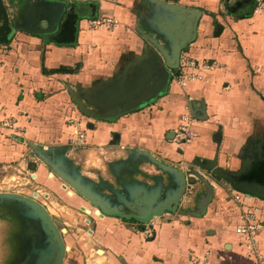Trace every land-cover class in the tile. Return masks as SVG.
I'll return each mask as SVG.
<instances>
[{
    "label": "crops",
    "instance_id": "1",
    "mask_svg": "<svg viewBox=\"0 0 264 264\" xmlns=\"http://www.w3.org/2000/svg\"><path fill=\"white\" fill-rule=\"evenodd\" d=\"M159 1L201 12L197 38L182 51L180 63L193 60L207 68L192 70L199 77L185 86L174 81L178 70L172 71L168 92L156 102L104 122L85 116L78 104L104 113L97 104L108 93H131L151 68L156 79L163 78L166 63L159 62L160 48L171 55L174 44L167 23L175 22L178 12L157 0H0L2 22L14 30L7 44L0 43L3 183L9 179L14 187L25 182L33 188L42 173L49 174L40 151L52 159L70 148L77 131L85 130V149L111 143L148 152L189 178H196L191 172L210 176L204 165L214 162L236 179L264 183V11L255 13L257 0L230 2V9L223 7V0ZM62 2L67 11L51 34L23 30H47ZM98 18H113L118 25L92 28L91 21ZM217 26H222L220 35ZM188 104L202 118L192 128L195 139L179 148L175 132ZM253 164L260 172L250 170ZM205 174L187 184L177 212L152 217L147 224L98 217L81 207H63L59 218L49 211L62 230L63 264L70 259L73 264H194L193 255L205 264H264V199L244 193L236 199L231 184L220 185ZM211 191L213 198L202 213ZM32 193L40 197L39 191ZM44 198L54 208L49 195ZM107 198L116 202L115 196ZM17 205L13 207L19 210ZM246 215L261 226L252 251L237 233ZM15 216V233L21 239L11 244L10 223L6 231L1 227L0 264H37L48 240L28 211ZM151 222L156 228L148 238L145 229Z\"/></svg>",
    "mask_w": 264,
    "mask_h": 264
},
{
    "label": "water",
    "instance_id": "2",
    "mask_svg": "<svg viewBox=\"0 0 264 264\" xmlns=\"http://www.w3.org/2000/svg\"><path fill=\"white\" fill-rule=\"evenodd\" d=\"M157 1L166 8L178 12L176 21L167 23V33H169L171 41L174 44L171 55L169 56L167 52L160 48L161 56L159 57V62L164 60L166 63L164 77L156 79L155 69L151 68L131 93L124 96L119 90H114L112 93H108L106 99L97 104L104 113L88 112V110L78 104L81 112L85 116L98 121L114 122L123 116L137 112L141 108L156 102L161 96L168 92L172 71H176L180 68L182 51L188 45L195 42L197 38V29L202 14L198 10H188L175 5H168L159 0ZM61 4H63L62 10L56 16L52 17V23L47 26V30H23L27 33L40 36L51 34L54 31L53 29L59 25L67 11V3L62 2ZM222 30V26H217V35H220ZM13 31V28L5 22V27L0 34V43L7 44ZM151 84L153 85L152 88L149 87ZM132 103H134L132 106L125 108V106ZM204 120L206 119L204 118ZM172 135L174 134L172 133ZM114 138L115 140H119V135H115ZM138 153L146 156L163 171L173 175L177 184L176 190L167 194L165 197H162L161 191L159 190L149 191L145 187L137 186L129 190V196H118L117 201L113 203L108 198L97 193L90 184H84L81 178L73 177L62 170L58 165L49 163V158L47 156L42 155L40 158L49 167L51 174L54 176L57 175L75 190L78 195L89 201L92 207L97 208L100 211L101 217L117 216L147 224L152 217H160L168 212H177L178 205L185 195L187 184L193 183L195 179L192 177L189 178L187 176L188 173L186 174L174 166L165 164L148 152L139 151ZM204 168L210 170L213 174L226 179L235 190L264 199V183H259L254 180L236 179L232 175L217 168L214 162H212V164L207 163L204 165ZM67 185H65V188H67ZM210 198L211 194H209L204 201L202 213L209 204ZM0 201H12L22 204L28 209V214L40 224L41 229L48 240L49 246L41 251V258L37 264H63L66 247L63 241L62 230L59 229L56 219H54L47 210L33 198L17 194L1 193Z\"/></svg>",
    "mask_w": 264,
    "mask_h": 264
},
{
    "label": "rangeland",
    "instance_id": "3",
    "mask_svg": "<svg viewBox=\"0 0 264 264\" xmlns=\"http://www.w3.org/2000/svg\"><path fill=\"white\" fill-rule=\"evenodd\" d=\"M237 1L239 0H223V7L230 9V2L233 4ZM259 3L256 2L255 10L260 7L259 11L262 12L264 11V1ZM227 14L228 12H226L225 15ZM2 17L3 15L0 10V34L2 29L5 27V22H2ZM224 19V16L220 15L221 23L224 22ZM88 112L93 113V111L90 110H88ZM78 128H80V123ZM85 134L87 136L86 130ZM85 148L86 146L80 150H75L71 147H65V149L58 152L55 157L49 159V163L58 165L62 170L73 177L81 178L84 184H90V186L100 195L106 198L115 196L116 201L117 197L120 196L121 193L129 196V190L137 186L145 187L149 191L159 190L161 191L162 197L172 193L177 188V184L174 179L175 177L173 175L160 169L142 154L132 150L121 149L119 146L112 145L111 143L108 146L100 149L97 147L98 150ZM40 152L43 156H50V153H47V151L41 150ZM45 168L46 171L49 170L48 166H45ZM258 169L259 167L254 164L250 166V170L253 173L260 172V169ZM208 171L212 176H209L204 172L201 173L202 175L205 174L207 175L206 177L217 181L220 185L225 184L228 186V184H230L228 181H226V179L213 174L210 170ZM189 174H194L196 178L199 179H202L203 177L202 175L195 172H191ZM48 176L50 179L56 180H50ZM193 178L196 179L195 177ZM2 181L3 180H0V191L2 193L14 191L17 193L9 194H17L33 198L46 210L49 209L47 212L50 211L56 218H59L63 214V211L65 210L63 207L72 209L81 207L84 208L87 213L93 211L96 216L101 217V213L97 208L92 207L89 201L78 195L75 190H73L57 175L54 176L51 174V170H49V174L42 173L41 176H39V179L36 180V183L34 182L35 184L32 185L34 186L33 188L30 187L31 183L30 186H28L27 184H24L25 182H21L20 184L16 185V187H14V182H9V179H7L4 183H1ZM65 185H67V188H65ZM33 189L34 192H40V197L38 194L32 193ZM45 193L49 195L53 203H56L54 208L52 207L53 205L44 198ZM209 194H211V197L213 198V191H211ZM71 197L73 198L71 199ZM212 198H210V200H212ZM16 205L17 203H13L11 201H0V206H2L0 207V230L1 227H4V231H6L7 227L5 226L10 223L8 227L10 229V243L14 245L15 243L17 244V240L20 241L21 239L19 237L20 235L17 236L15 233L14 226L18 227V222L15 218V215L19 212L21 214L22 210L26 212L28 211V209L23 205H17L20 206V209H15L13 206ZM182 208H184V205L180 207V210ZM27 242L28 240H25V243ZM75 262L76 261H74V259H70L69 264H73Z\"/></svg>",
    "mask_w": 264,
    "mask_h": 264
},
{
    "label": "built area",
    "instance_id": "4",
    "mask_svg": "<svg viewBox=\"0 0 264 264\" xmlns=\"http://www.w3.org/2000/svg\"><path fill=\"white\" fill-rule=\"evenodd\" d=\"M261 1L264 0H257L256 2L259 3ZM259 8L255 10V13L260 12ZM117 25H118L117 20L113 18H98L94 21H91L92 28H97V29L98 28L114 29L116 28ZM204 68L207 67L193 60L183 59L180 63V68L178 69V73L174 75L175 78L174 81L181 84V86H185L187 82L199 77L192 74L191 73L192 70H197V69L199 70ZM189 106H190L189 104L186 106L185 113L181 117V125L178 128V130L175 132V140L179 148H183L186 144H189L195 139L196 135L192 131V128L193 126H195L200 122V116L197 115L198 114L197 110L192 109ZM76 128H78V126H76ZM69 144L70 147L75 150H80L83 147H85L87 145V136L85 134V131H77L76 135L70 139ZM30 178L33 180L35 179L33 173L30 175ZM1 183H3V181ZM231 189L232 192L236 194L235 197L236 199H239L238 196L243 194L235 190L233 187H231ZM243 221L244 224L237 229V233L239 235L244 236V238L247 241V248L252 251L256 246L257 233L259 232L261 226L257 223V220L251 215H246ZM155 228H156V223L151 222L148 225V228L145 229L148 238L153 237V229ZM193 263L205 264L195 255H193Z\"/></svg>",
    "mask_w": 264,
    "mask_h": 264
}]
</instances>
